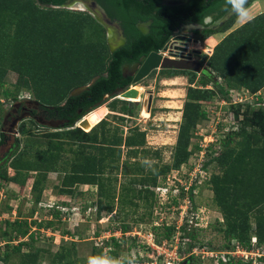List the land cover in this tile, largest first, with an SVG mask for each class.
Instances as JSON below:
<instances>
[{"label":"rangeland","instance_id":"1","mask_svg":"<svg viewBox=\"0 0 264 264\" xmlns=\"http://www.w3.org/2000/svg\"><path fill=\"white\" fill-rule=\"evenodd\" d=\"M248 7L253 18L264 12V0H257ZM65 10L87 13L79 5ZM243 23L237 18L226 32H217L206 39L199 38L184 45L172 43L175 40L173 36L167 41V49L175 45L188 49L192 60L202 67L200 72L195 73L194 84L189 85L187 75L162 76L157 69L149 76L131 82L124 91L139 94L133 98L138 99L137 102L130 100L128 92L124 96L121 92L106 99L98 110L75 123L73 128L88 132L104 120L105 136L121 140V146L114 147L113 155L104 162V170L98 176L103 183L104 195L101 197L99 187L95 185L77 186L72 194L59 193L62 168L70 170L78 158L79 143L65 136V131L70 129H63L58 123L41 122L43 118L39 116L38 108L36 118L22 114L20 118L14 116V119L5 121L12 108L24 105L26 101L42 106L30 90L16 85L18 75L7 71L0 83V103L7 98H15L16 103L9 109L3 108L2 103L0 106V132L5 127L8 137L5 145L0 147V256L7 255L8 261L2 264H23L32 254L37 256V264H52L59 254L65 258L61 264H66V258L70 264H86L91 255L117 258V264H218L217 260H221L219 252L231 250L238 241H229L223 233L225 220L215 205L209 181L210 176L221 175L223 167L213 160L223 152L228 136L239 131L242 113L247 108L254 112L264 110V89L252 97L249 95L248 100L241 99V103L231 105L234 107L224 105L218 93L208 102H201L206 119L200 121L191 133L189 149L192 155L188 162L179 170L166 171L162 175L158 172L163 166L171 164L187 88H202L198 86L201 75L210 80L216 78L207 68L205 59L211 56L214 47L225 35ZM162 52L164 57H168V50ZM216 80L222 83L220 78ZM78 89L81 88L69 95ZM204 89L214 90L212 86ZM225 89L227 93L237 90L232 87ZM258 100L261 101L256 104ZM64 103L62 101L59 105ZM125 104L133 107L131 116L119 111ZM42 107L52 108L53 105ZM236 107L239 116L234 119ZM228 110L232 116L227 114ZM20 128L25 129L24 135L18 134ZM132 137L138 142L144 139V145L128 147L127 139ZM15 138L19 139L17 146L14 145ZM55 144L61 147L60 161L56 165L58 172L47 175L25 172V167L21 165V171L17 172V165L6 161L9 156L4 160L7 149L14 147L16 155L20 156L16 163H35L37 152ZM91 150L87 152L93 154ZM95 152L96 155L99 153ZM155 174L156 186L161 185L164 189L158 191L152 185ZM37 179L39 184L32 191ZM145 184L148 186L145 187ZM190 184L194 189L191 217L186 215L182 199H175L178 188L189 187ZM37 196L39 203H35ZM186 216L188 218L182 221ZM189 223L198 227L190 231L180 229L181 224ZM249 226V248L244 249L250 251L253 248L250 264H264V242L259 243L256 239L254 247L251 244L257 229L252 213L249 214ZM169 227H173L174 231L166 238L164 232ZM18 229L27 231V235L18 236ZM187 234L190 241L183 239ZM19 244L24 245L16 251ZM239 261L232 258L230 262Z\"/></svg>","mask_w":264,"mask_h":264},{"label":"trees","instance_id":"2","mask_svg":"<svg viewBox=\"0 0 264 264\" xmlns=\"http://www.w3.org/2000/svg\"><path fill=\"white\" fill-rule=\"evenodd\" d=\"M66 1L0 0V83L7 71L16 73V85L30 90L42 106L53 105L47 108L50 117L61 120L62 128L70 129L65 131V136L79 143L78 158L71 169L67 171L62 168L59 193L72 194L77 186L95 185L99 187L101 197L104 195L103 183L98 176L104 170V162L113 155L114 147L121 146V140H111L108 135L105 136L104 120L88 132L73 128L75 123L98 110L106 99L124 92L130 86L131 79L123 77L122 66L136 61L140 56L161 50L175 35L179 23L199 24L202 17L211 14L222 16L227 10L223 0H189L186 5L174 8L164 7L160 0H102L115 9L118 7L129 11L117 16L122 20L127 42L121 49L110 53L104 28L90 14L53 8ZM254 1L257 0H250L246 6ZM236 19L234 15L218 30H206L199 38L206 39L217 32H226ZM147 21H151L150 32L143 34L135 25ZM205 60L207 68L222 83H218L216 78L210 80L206 75H201L198 86L202 88H187L172 161L170 165L162 167L158 172L160 175L166 171L179 170L191 157V133L200 121L206 119L201 102H208L217 93L227 99L225 87L243 89L251 95L264 89V12L225 35ZM160 73L162 76L187 75L189 85L195 83L193 72L160 70ZM95 77L98 79L84 91L69 95L77 88L88 86ZM209 85L214 90L204 89ZM138 95L130 100L137 102L138 99L133 98ZM62 101L65 103L59 105ZM119 111L131 116L134 109L125 104ZM234 112L233 118L237 119V107ZM229 115L232 116V113ZM242 117L239 131L228 136L223 152L213 160L223 167V173L210 176L209 181L215 205L225 220L223 233L229 241L237 240L242 248H249L251 213L257 226L255 237L259 243L264 242V110L254 112L247 108ZM120 119L123 120V117ZM24 133L25 129L20 128L18 134ZM7 138L6 134L0 132V147L5 145ZM232 143L236 144L230 146ZM126 144L128 147L143 146L144 139L138 142L133 137L128 138ZM14 145H19L18 138H15ZM87 150L93 151V154ZM95 151L99 153L96 155ZM60 154L61 147L55 144L45 151L37 152L35 163H16L20 156L16 155L15 150L6 161L17 165V172L21 171V165L25 167V172L47 175L49 172H58L56 165L60 161ZM157 174L153 179L154 186ZM11 180L15 181L16 178ZM38 184L37 179L32 191L36 190ZM145 191L148 193L147 188ZM39 200L37 196L35 203H39ZM173 229L166 228L164 237L168 238ZM182 229L190 231L194 228L183 225ZM17 233L20 237L27 235V231L22 229H18ZM183 239L190 241L191 238L187 234ZM22 245L19 244L15 250L20 251ZM27 258L30 259L23 264H37L38 258L34 254ZM64 260V256L59 254L52 264H61ZM5 262H8L7 255L0 256V264ZM65 263L71 262L66 258ZM219 264L233 263L220 260ZM234 264L248 263L239 261Z\"/></svg>","mask_w":264,"mask_h":264},{"label":"flooded vegetation","instance_id":"3","mask_svg":"<svg viewBox=\"0 0 264 264\" xmlns=\"http://www.w3.org/2000/svg\"><path fill=\"white\" fill-rule=\"evenodd\" d=\"M93 1H95L97 3V5L103 10V12L106 14V16L110 19V21L112 23H117L119 25V27H120V29L122 31V35L121 36L123 38V41L117 43L116 40H113L114 39L113 37H110L111 34L108 33V31L104 29L105 38H106V44H107V46L109 48L110 53H113L114 51L121 49L127 42V38H126V35H125V30H124V28L122 26V20H121V18H119L117 16H120L121 14L128 13L129 11H126L125 9L118 8V7H116V9H115V7H113L110 4H104V2H102V0H93ZM160 2H161V4L164 7L174 8V7H179V6L186 5L189 2V0H160ZM132 9H134V8H132ZM164 10H168V9H164ZM86 12L88 13V11H86ZM225 13H227V11ZM91 16L93 17L92 14H91ZM222 16H218L217 21ZM150 26H151V21L137 22L136 25H135L136 29L141 31L143 34H146V33L150 32ZM197 27L200 29L199 24H192V23H188V22L179 23L177 29L175 30V33H174L175 35L173 36V39H175L176 37H182V38H185V39H182V40L181 39L180 40L175 39V40L172 41V43L178 42V43H181V45H184L185 43H189V42H192V41L196 42V41L199 40V36L204 31L210 30V28H212V27H206V28H201L200 30H195V28H197ZM213 27H215V25ZM174 48H175V52L174 53H170V54H172V55H174L176 57H181V56L185 57V56H187V57H190V59L192 60L190 54L187 53L188 49H186V48H184L182 46H178V45H175ZM164 49H166V50L169 49V47L167 49V43L158 52H162V50H164ZM150 53H152V52H150ZM147 56H140L139 58H137L136 61H134V62H132L130 64H124L122 66V68H121L122 73H123V77L124 78H130L131 82L134 83L133 79L136 76V73H137L138 69L140 68V66L142 65V63L144 62V60L146 59ZM76 94H78V93H76ZM28 105L30 107H28ZM32 105H37V106L33 107ZM36 108L40 109L39 110V114H40L39 116H42V118H43L41 120V122L49 121V122H51L52 125H54L55 123H60V122L63 123L61 120H57V119H54V118L50 117V111L47 109V107H42V106L39 107L37 102L33 103V102H30V101H26L24 105L19 104V105L15 106L14 108H12L10 110V112L7 114V119L5 121L7 122L9 118L14 119V116L16 117V119L20 118L19 115H22V114L26 115L28 117L36 118ZM16 119H15V121H16ZM3 133L6 134L5 127H3ZM13 151H14V147L8 148L6 153H5V155H4V160L8 156H10L13 153Z\"/></svg>","mask_w":264,"mask_h":264},{"label":"water","instance_id":"4","mask_svg":"<svg viewBox=\"0 0 264 264\" xmlns=\"http://www.w3.org/2000/svg\"><path fill=\"white\" fill-rule=\"evenodd\" d=\"M250 0H247L249 2ZM75 5H79L83 7L88 13L93 15L95 21L101 25L105 30L110 33V37H113V40H116L117 43L123 41L122 38V31L117 23H112L110 19L106 16L103 10L97 5V3L93 0H68L61 6H56L53 8H60V9H70ZM234 15L227 11L215 24V27L210 28V30H217L221 26H223L231 17ZM201 29V28H200ZM198 27L195 30H200ZM175 39L182 40L185 38L176 37ZM164 49L163 51H165ZM179 70V71H189V72H200L202 67L200 64L198 65L196 62L192 61L190 57L181 56V57H164L161 52H152L150 53L140 68L138 69L136 76L134 77L133 81L137 82L145 77H147L152 71L154 70ZM98 77L92 79L91 83L81 89L76 90L73 92L74 94L80 93L84 91L86 88L91 86ZM128 91L124 92L122 96H124ZM62 125V123H58Z\"/></svg>","mask_w":264,"mask_h":264},{"label":"built area","instance_id":"5","mask_svg":"<svg viewBox=\"0 0 264 264\" xmlns=\"http://www.w3.org/2000/svg\"><path fill=\"white\" fill-rule=\"evenodd\" d=\"M173 47H169V49H168V51H169L168 57L169 56L170 57H175L174 55L170 54V53H174L175 52V48H173ZM206 87L210 88V85L206 86ZM238 91H241L242 94L239 93ZM238 91L237 90H229L228 93H227V99H223L222 98L223 104L226 105V106H228V105L229 106L236 105L235 103H237V104L241 103L240 102L241 99L242 100L243 99L248 100L246 98H249V95H251L248 91L243 90V89L242 90H238ZM240 95H242V96H240ZM251 97H252V95H251ZM259 101H261V100H258V102ZM1 103L3 104V108L9 109V108H12L15 105L16 102H14V100H10L9 99V100H5V101H1ZM155 188L157 190L158 189H164L161 185H158ZM190 190H191V194L189 195ZM181 193H183L182 197L180 196ZM193 193H194V189L192 190V184H190L189 187H185V188L184 187H180V188H178L176 196H175L176 200H179V199L181 200L182 199L185 211L187 212L186 215H190V217L193 214V211H192L193 196H194ZM186 218H188V216L183 218L182 221H184ZM181 225L183 226V224H181ZM185 225L192 226L193 228L198 227V226H194V223H189V224H185ZM180 229H181V227H180ZM251 240H252L251 244L254 247V245L256 244V238L252 237ZM231 250H228V251L226 250L224 252H219L221 261L223 263L231 261L232 258L233 259H240V261H242L244 263H248V264H250L252 262L253 256L251 257L250 255L253 252V251H251V250H253V248L250 251H246L244 248H242L240 246V244L238 242H235ZM191 255H193V254H191ZM247 260H249V261H247ZM219 261H220V259L217 260L218 264H219ZM258 261H259V259H258Z\"/></svg>","mask_w":264,"mask_h":264},{"label":"clouds","instance_id":"6","mask_svg":"<svg viewBox=\"0 0 264 264\" xmlns=\"http://www.w3.org/2000/svg\"><path fill=\"white\" fill-rule=\"evenodd\" d=\"M223 5L228 12L245 23L252 19L250 10L246 6L247 0H223ZM217 19V14L206 15L201 18L199 27H213L216 24ZM161 53L163 55V52ZM86 264H117V258H109L104 255H91L88 257Z\"/></svg>","mask_w":264,"mask_h":264},{"label":"bare ground","instance_id":"7","mask_svg":"<svg viewBox=\"0 0 264 264\" xmlns=\"http://www.w3.org/2000/svg\"><path fill=\"white\" fill-rule=\"evenodd\" d=\"M184 50H185V49H184ZM128 93H129L128 95H130V96H131V98H132V97H134V96L136 95L134 92H131V91H130V92H128ZM87 121H88V120H87ZM94 121H95V120H94ZM88 127H89V126H88Z\"/></svg>","mask_w":264,"mask_h":264},{"label":"crops","instance_id":"8","mask_svg":"<svg viewBox=\"0 0 264 264\" xmlns=\"http://www.w3.org/2000/svg\"><path fill=\"white\" fill-rule=\"evenodd\" d=\"M254 2H256V1H254ZM249 8V7H248ZM61 126V125H60Z\"/></svg>","mask_w":264,"mask_h":264}]
</instances>
